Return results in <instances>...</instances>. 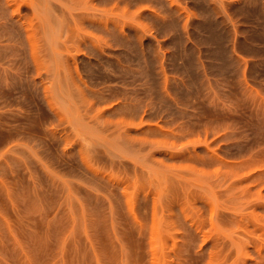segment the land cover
Returning a JSON list of instances; mask_svg holds the SVG:
<instances>
[{"label": "rangeland", "instance_id": "1", "mask_svg": "<svg viewBox=\"0 0 264 264\" xmlns=\"http://www.w3.org/2000/svg\"><path fill=\"white\" fill-rule=\"evenodd\" d=\"M0 264H264V0H0Z\"/></svg>", "mask_w": 264, "mask_h": 264}]
</instances>
